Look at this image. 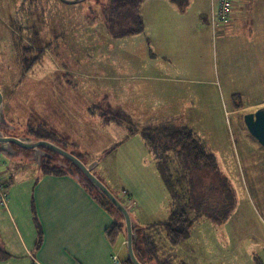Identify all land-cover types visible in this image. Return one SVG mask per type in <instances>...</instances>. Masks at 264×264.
<instances>
[{
  "label": "rangeland",
  "instance_id": "rangeland-1",
  "mask_svg": "<svg viewBox=\"0 0 264 264\" xmlns=\"http://www.w3.org/2000/svg\"><path fill=\"white\" fill-rule=\"evenodd\" d=\"M115 5L114 0H0V89L8 132L34 138L29 127L44 123L83 161L99 160L94 173L130 208L146 264L157 262L140 237L156 235L160 228L146 226L165 221L174 210L162 162L177 190L186 191L188 181L195 226L181 244L158 232L160 257L171 264H264V146L244 120L264 107V0L241 3L224 22L213 18L211 0H185L182 6L145 0L143 29L132 33L141 26L134 9ZM49 43L52 47L26 73L23 57L34 58L37 48ZM156 58L162 62L156 65ZM138 73L187 80L115 79ZM123 91H129L127 99ZM134 103L141 107L131 113ZM97 104L104 109L125 104L139 132L113 148L127 128L105 123ZM163 125L191 129L215 155L210 165L217 169L206 161L183 163L177 153L165 156L161 148L155 152L142 130L149 127L154 134ZM23 151L9 157L22 166L18 171L0 151L8 176L40 174L32 152ZM54 154L68 167L64 175L83 173ZM115 223L124 225L117 244L124 258L122 215Z\"/></svg>",
  "mask_w": 264,
  "mask_h": 264
},
{
  "label": "crops",
  "instance_id": "crops-1",
  "mask_svg": "<svg viewBox=\"0 0 264 264\" xmlns=\"http://www.w3.org/2000/svg\"><path fill=\"white\" fill-rule=\"evenodd\" d=\"M246 1L241 0L237 8ZM155 45L160 44H152L154 48ZM159 62L162 61L156 58V65ZM133 77L139 80L150 77L162 82L187 80L168 74L147 76L140 73L116 78L107 76L105 80L115 78L121 83ZM127 92L123 91L121 96L127 99ZM125 103L129 104L127 100ZM136 106L140 105L134 103L130 107L131 113ZM121 108L130 113L125 104ZM126 141L120 145H126ZM7 158L16 171L22 168ZM0 160L9 182L8 206L0 207V246L5 250V255L0 256V264H122L112 260L113 254L119 255L118 243L113 244L108 233L115 217L73 176L30 174L20 179L14 173L8 176L1 155ZM160 231L157 230L156 235ZM39 239L41 242L37 246Z\"/></svg>",
  "mask_w": 264,
  "mask_h": 264
},
{
  "label": "trees",
  "instance_id": "trees-1",
  "mask_svg": "<svg viewBox=\"0 0 264 264\" xmlns=\"http://www.w3.org/2000/svg\"><path fill=\"white\" fill-rule=\"evenodd\" d=\"M145 0H114L115 8L118 10H121L127 6H130L134 9L136 13V21L138 20L140 25L137 29H132L129 32H135L140 31L143 29V18L141 15V5ZM179 5H183L185 0H173ZM235 11V14L236 15ZM52 47V44H47L44 48H37V55L34 58H29L28 56H24L23 64L25 65V72H29L32 70V68L37 64V62L40 60V58L46 53L47 50H49ZM34 49L33 46L24 48L25 53L31 52V50ZM96 109L99 110L101 113V116L104 119V122L107 124L110 123H116L119 126H124L127 128V135L119 142L115 144V147H118L121 143L126 141L129 137L136 135L139 132V129L137 128L136 124L134 123L131 114L126 113L125 110L121 109L120 107H113L112 105L108 106L106 109L102 108V106H99L98 104L95 105ZM149 127L142 130V133L144 134V137L148 142L153 145L154 151L158 148H161L163 150L162 154L165 156H168V152L171 151V154L173 152L177 153L180 156V159L183 161V163L187 161H192V164L194 166H199L202 163H205V161L208 163L207 167H210L214 170H216V166H211L210 164L216 161L215 155L212 153H208L204 146L199 143L197 138L195 137L194 132L189 129L188 127H172L163 125L160 127H155L154 134L152 132H148ZM29 132L31 134H34V138H43V139H50L53 141H61L59 134L50 129L46 124L41 123L37 126H30ZM75 151V150H74ZM72 151V152H74ZM112 151V150H111ZM75 153V152H74ZM160 154V156H163ZM80 157V154H77ZM55 154L51 158H43L41 166L37 167L40 174L38 175H64L66 173H69L67 170L68 167L65 166V163H58L56 160ZM68 164H70V167H74L73 164L67 160ZM165 162H162L160 164V169L162 172V175L165 179L166 184L168 185L170 192L172 194V199L174 201V210L170 214L169 218L165 221L153 223L148 226L147 228L156 230L157 228H160L161 230L165 231L167 236L170 238L173 244H181L182 242L186 241L187 238L191 235L194 226H195V219L193 216L194 210H195V203L193 200V196L191 194V191L189 189L190 185L187 184V190L182 192L177 190V186L172 182V175L170 172H168L164 168ZM187 167V166H186ZM72 173V175H71ZM70 175L73 176L75 179H78V182H80L88 191L89 193L94 197V199L105 209L107 210L111 215H113L115 218H119V215L121 216L120 212L117 210L115 205L109 200V198L98 191L91 181L83 174H78L76 172H71ZM74 174V175H73ZM9 186V182H8ZM35 219L38 220L37 216L35 215ZM38 225L40 227L39 221ZM41 228V227H40ZM41 230V229H40ZM124 225L121 223H115L113 224L108 233L109 237L111 239V242L113 244H117L119 241L120 235L123 233ZM41 234V232H40ZM140 239L143 242V245L145 247L146 252L148 253L149 257L156 260L157 264H171L167 258H161V250L160 246L158 244V241L155 239L154 235L145 232ZM41 239L38 240L37 246L40 245ZM125 241V239L122 240V242ZM135 249L137 252L138 257L140 260L146 264V260L144 259V256L142 252L140 251L137 242L135 243ZM5 255V250L0 246V256ZM4 258V257H3ZM121 263L122 264H133L131 259L129 258V255L127 254L126 257H121Z\"/></svg>",
  "mask_w": 264,
  "mask_h": 264
},
{
  "label": "water",
  "instance_id": "water-1",
  "mask_svg": "<svg viewBox=\"0 0 264 264\" xmlns=\"http://www.w3.org/2000/svg\"><path fill=\"white\" fill-rule=\"evenodd\" d=\"M68 4H76L84 0H61ZM5 98L0 89V151L7 157L20 156L14 146L31 151L34 160L40 166L43 158H51L54 153L68 159L73 165L77 166L83 174L91 181L93 186L105 194L109 200L115 205L117 210L122 215L126 228V247L129 258L133 264H144L137 255L135 243L139 237L138 227L135 226L133 216L128 205L119 198L109 187L94 173V169L99 165V160L91 163L83 161L76 153L66 149L56 141L43 138H33L23 135L7 134L4 128L10 125L5 117L4 112ZM244 120L249 132L264 146V107L257 109L254 112H249L244 116ZM72 171V170H70Z\"/></svg>",
  "mask_w": 264,
  "mask_h": 264
},
{
  "label": "built area",
  "instance_id": "built-area-1",
  "mask_svg": "<svg viewBox=\"0 0 264 264\" xmlns=\"http://www.w3.org/2000/svg\"><path fill=\"white\" fill-rule=\"evenodd\" d=\"M241 0H211L212 16L224 22L226 19L234 16L235 9ZM3 163L0 160V207H7L9 203L8 178L2 169ZM114 263H121V257L118 254L112 255Z\"/></svg>",
  "mask_w": 264,
  "mask_h": 264
},
{
  "label": "flooded vegetation",
  "instance_id": "flooded-vegetation-1",
  "mask_svg": "<svg viewBox=\"0 0 264 264\" xmlns=\"http://www.w3.org/2000/svg\"><path fill=\"white\" fill-rule=\"evenodd\" d=\"M84 1H85V0H84ZM7 129H8V128L5 127V128H4V131H5L7 134H10V133L8 132ZM22 154H25V152H24L23 150L21 151V155H22Z\"/></svg>",
  "mask_w": 264,
  "mask_h": 264
}]
</instances>
